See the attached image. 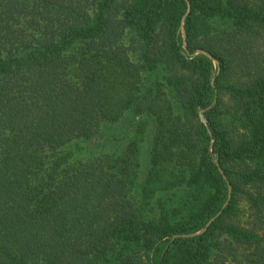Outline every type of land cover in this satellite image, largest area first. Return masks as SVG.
<instances>
[{
	"label": "trees",
	"instance_id": "1",
	"mask_svg": "<svg viewBox=\"0 0 264 264\" xmlns=\"http://www.w3.org/2000/svg\"><path fill=\"white\" fill-rule=\"evenodd\" d=\"M0 264H264V0H0Z\"/></svg>",
	"mask_w": 264,
	"mask_h": 264
},
{
	"label": "water",
	"instance_id": "2",
	"mask_svg": "<svg viewBox=\"0 0 264 264\" xmlns=\"http://www.w3.org/2000/svg\"><path fill=\"white\" fill-rule=\"evenodd\" d=\"M190 12V8L188 9V13ZM199 53H204V52H199Z\"/></svg>",
	"mask_w": 264,
	"mask_h": 264
},
{
	"label": "rangeland",
	"instance_id": "3",
	"mask_svg": "<svg viewBox=\"0 0 264 264\" xmlns=\"http://www.w3.org/2000/svg\"><path fill=\"white\" fill-rule=\"evenodd\" d=\"M199 53V52H198ZM203 120H204V118H203Z\"/></svg>",
	"mask_w": 264,
	"mask_h": 264
}]
</instances>
